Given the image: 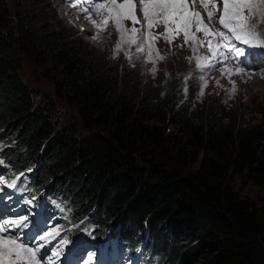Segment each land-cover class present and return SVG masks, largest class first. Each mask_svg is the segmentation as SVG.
I'll use <instances>...</instances> for the list:
<instances>
[{
	"label": "trees",
	"instance_id": "16d2710c",
	"mask_svg": "<svg viewBox=\"0 0 264 264\" xmlns=\"http://www.w3.org/2000/svg\"><path fill=\"white\" fill-rule=\"evenodd\" d=\"M24 5L12 15L7 0H0V159L6 176L32 169L31 191L48 187L64 196L74 220L87 217L86 224L102 228L120 218L124 235L147 234L161 263L196 264V253L184 244L197 235L208 253L201 255L205 264H264V124L175 106L183 85L176 76L164 82V97L138 107L130 74L118 88L115 67H102L83 43L37 23ZM12 16L15 35L8 32ZM22 53L48 62L56 95L77 108L87 133L61 123L52 98L36 103L40 91L17 70ZM153 118L167 119L178 135L151 124ZM168 141L177 147L174 156L162 149ZM142 147L164 151L172 162L140 159ZM188 158L196 164L185 172ZM235 178L262 192L255 199L240 195Z\"/></svg>",
	"mask_w": 264,
	"mask_h": 264
},
{
	"label": "rangeland",
	"instance_id": "374dc122",
	"mask_svg": "<svg viewBox=\"0 0 264 264\" xmlns=\"http://www.w3.org/2000/svg\"><path fill=\"white\" fill-rule=\"evenodd\" d=\"M23 2L26 3L23 6V10H28V12L32 13L37 23L41 25L47 23L48 28L53 31H59L61 35L83 43V47L87 52L100 59L102 67H115L120 81L118 88L124 86V82L129 79L127 74H130L136 80L133 97L138 107L144 106L150 99H161L164 97V82L169 77L176 76L181 78L183 85L181 86V94L176 96L175 100L177 101L175 106L191 107L192 109L204 110L205 112L216 111V113H222L220 115L227 117L229 120L233 118L242 120L245 125L264 124V47H256L257 49L253 53H249L247 63L241 65L244 70L239 72L240 74L236 72L235 63L231 60L225 61L223 59L213 61L210 68L198 69L195 58L209 56L208 48L200 45L193 46L189 42L188 52L191 55H178L174 53L177 50H171L173 49L171 47L177 46L179 49L181 48L184 43V39L181 36L172 40L171 43L166 42L161 37L146 51L144 58H136V53L133 51L132 58L129 59L125 55L127 49L119 53L115 50L118 35L114 26L109 25L106 31H100L86 18L85 9H89L87 0H7L10 13L13 15L16 6ZM131 4H135V15L141 17L142 12L139 0H133ZM73 5L78 6L72 7L71 13H65ZM203 8L199 0H196L195 5L189 11L191 9L193 12L198 11L203 19L205 18L204 22L207 23V13L203 12L205 11ZM12 17V23L8 32L15 35L16 19L14 16ZM94 19L100 21L103 17L94 16ZM253 22L255 23V21ZM124 23L131 29V21H125ZM33 24L35 23L33 22ZM34 27L36 26H30L32 29ZM260 27L264 30V24ZM163 32V26L155 29L156 34ZM196 35L198 38L203 39L201 33H197ZM236 43L239 45V42ZM193 47H195V51ZM242 47H245L248 52L247 46ZM257 51L261 53V56L263 54L262 58L258 55ZM160 57H163V59ZM48 67L49 64L45 60H36L34 55L26 53H22L17 62V70L22 81L26 85L40 91L36 103H42L46 97L52 98L55 103L56 115L60 118L59 121L61 123L70 122L75 124L77 128L76 133L79 135L87 133L88 129L83 124L77 108L63 97L56 95L52 84V74ZM229 73L231 74L230 79ZM243 74H246V77H241ZM250 74H253L252 77L255 79L263 80V82L250 80ZM231 81L235 82V88ZM173 100L168 101L167 104L169 106L173 105ZM257 105L262 110L255 109ZM150 123L164 126L166 131L170 130L178 135L177 128L169 124L167 119L159 120L153 118ZM1 131L3 129L0 127ZM162 149H168V154L174 156L177 147L171 141H168L162 146ZM151 150V147H142L139 158L144 157L147 162L152 160V162L158 161V163H166L167 165L169 162H172L168 154H164V151L155 150L152 152ZM184 162L187 165L184 168L185 172L193 169L196 164V162L189 158ZM1 177L2 174L0 173V179ZM233 184L240 195H247L253 199L257 198V195L262 192L261 188L240 178H235ZM1 189L2 183H0ZM69 210L72 211L70 207ZM89 216H92V213ZM114 224L118 227L120 218L115 219ZM53 227L62 230L60 224H55L51 228ZM60 239L61 236L58 237L57 244ZM184 249L196 253V264H205L204 257H201V255L204 254L206 256L208 253H206L205 249H202L197 235H194L185 242ZM76 251L75 245L70 244L69 248L62 255V260L68 263L71 254L73 252L77 253ZM83 252H85V255H82ZM90 256L88 249L85 248L75 258L77 260L79 258L78 264H86L88 263L86 259ZM118 259L122 260L121 264H142L141 256L138 257L137 254L132 256L126 255L125 251L120 256L118 255ZM152 264L155 263L152 262Z\"/></svg>",
	"mask_w": 264,
	"mask_h": 264
},
{
	"label": "snow or ice",
	"instance_id": "6c2138e0",
	"mask_svg": "<svg viewBox=\"0 0 264 264\" xmlns=\"http://www.w3.org/2000/svg\"><path fill=\"white\" fill-rule=\"evenodd\" d=\"M87 2L89 9H85L86 18L100 31H106L109 25L114 26L118 35L115 50L119 53L127 49L125 55L129 59L133 51L136 58H144L146 51L161 37L171 43L182 35L185 44L191 42L193 46L208 48L209 56L195 58L198 69L210 68L214 60L223 59L235 63L239 73L244 70L241 65L247 63L249 55L242 46L264 47V30L260 27L264 24V0H199L207 13V23L199 12L189 11L187 0H139L141 17L135 15V4H129L128 0ZM192 3H196V0H192ZM218 4H222V9ZM94 16L103 19L97 21ZM125 21H131V29ZM209 24L213 28L210 29ZM161 26L164 32L156 34L155 29ZM197 33H201L203 39L198 38ZM224 50H227V55ZM230 76L229 73V79ZM231 82L235 88V82ZM0 183L4 181L0 179ZM8 186L15 187L14 184ZM30 224L29 218L24 216L0 222V264H54V258L60 254L62 246L70 243L61 238L56 248L50 249L49 245L61 230L53 227L48 231L40 229L32 233ZM91 260L90 256L88 264H91Z\"/></svg>",
	"mask_w": 264,
	"mask_h": 264
},
{
	"label": "bare ground",
	"instance_id": "6f19581e",
	"mask_svg": "<svg viewBox=\"0 0 264 264\" xmlns=\"http://www.w3.org/2000/svg\"><path fill=\"white\" fill-rule=\"evenodd\" d=\"M129 1V4H131V3H133V0H128ZM187 3H188V5H189V7H193L194 5H195V3L193 4L192 3V0H187ZM71 4V3H70ZM72 5V4H71ZM72 7L73 6H71L70 7V9L69 10H67L65 13H71L72 11H71V9H72ZM199 7V6H198ZM192 10V9H191ZM190 10V11H191ZM198 10V9H197ZM201 10V9H200ZM198 12V11H197ZM204 13H205V11H203ZM201 15V14H200ZM202 17V16H201ZM203 18V17H202ZM205 19V18H204ZM207 22V21H206ZM181 37L183 38V36L181 35ZM188 45L189 44H185V42L182 44V46H181V48L179 49L177 46H174V47H171V48H173V49H171V50H177V51H175L174 53H177L178 55H191V54H189V52H188ZM189 58V57H188ZM228 64V63H227ZM257 67H258V65H257ZM261 70V69H260ZM237 72V71H236ZM261 72V71H260ZM240 74V73H239ZM257 74V73H256ZM251 75V74H250ZM253 75V74H252ZM252 75H251V77H250V80H252V81H257V82H260V83H262L263 82V80H261L260 81V79H255L254 77H252ZM239 76V75H238ZM246 77V74H243L241 77ZM261 76V75H260ZM262 77V76H261ZM261 77H259V78H261ZM255 79V80H254ZM248 83H249V81H248ZM264 83V82H263ZM242 90V89H241ZM251 92V91H250Z\"/></svg>",
	"mask_w": 264,
	"mask_h": 264
}]
</instances>
